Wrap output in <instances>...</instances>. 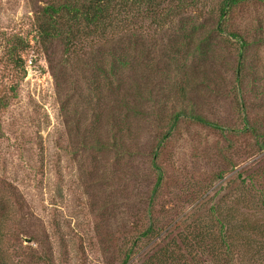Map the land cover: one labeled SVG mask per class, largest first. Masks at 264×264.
Returning <instances> with one entry per match:
<instances>
[{
	"label": "rangeland",
	"instance_id": "1",
	"mask_svg": "<svg viewBox=\"0 0 264 264\" xmlns=\"http://www.w3.org/2000/svg\"><path fill=\"white\" fill-rule=\"evenodd\" d=\"M52 1L0 0V264H264V0H154L70 51Z\"/></svg>",
	"mask_w": 264,
	"mask_h": 264
},
{
	"label": "trees",
	"instance_id": "2",
	"mask_svg": "<svg viewBox=\"0 0 264 264\" xmlns=\"http://www.w3.org/2000/svg\"><path fill=\"white\" fill-rule=\"evenodd\" d=\"M154 0H53L49 2L47 6L42 9L41 15L35 20L37 33L40 38L45 40H52L59 38L64 42L67 51L73 50L75 47L79 46L90 37L101 39L105 33L112 34L117 31L124 30L126 28V23H130L132 19L129 18L133 14V10L141 8L142 6H148ZM236 0H226L224 5L222 15L226 12V6L228 4H233ZM226 7V8H225ZM135 12V11H134ZM128 25V24H127ZM235 39L239 37L235 34L231 35ZM22 40L17 38L12 41L13 52L16 47L22 43L21 48H28V43L21 42ZM241 43V48L245 49V42L243 40H238ZM21 42V43H20ZM19 62L22 60L19 58ZM122 61H119L121 63ZM240 66L238 71H240ZM111 79H115L116 89L120 87V80L116 75L114 68H111ZM110 85L113 82L110 81ZM109 93H112L111 91ZM7 105L5 101H0V110L5 108ZM173 117V124L176 123L178 118V113H175ZM194 119L202 124L215 128L217 130L223 131L224 129L216 123H212L201 116H194ZM254 134L256 131L251 129ZM1 134V130H0ZM261 206L264 211V196H262ZM2 211V210H1ZM264 227V218H263ZM260 225V226H261ZM258 226V228L260 227ZM257 229H252L249 231L250 236L254 235ZM0 234H2V227H0ZM226 238H229L235 244L244 240L243 236L237 235L236 237H227L226 235H221L219 240L222 242L224 249H221V245L215 244V248L219 249L220 253H224L223 258L219 257L220 260L231 262V254H233L234 248ZM217 249V250H218ZM221 249V250H220ZM205 251H209L208 246L201 250V255ZM227 251V254H225ZM219 253V254H220ZM186 264H189L185 261ZM157 264H166V261H159Z\"/></svg>",
	"mask_w": 264,
	"mask_h": 264
}]
</instances>
